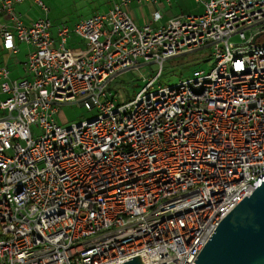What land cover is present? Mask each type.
<instances>
[{"label":"built area","instance_id":"obj_1","mask_svg":"<svg viewBox=\"0 0 264 264\" xmlns=\"http://www.w3.org/2000/svg\"><path fill=\"white\" fill-rule=\"evenodd\" d=\"M23 1L0 0L2 48L30 47L24 77L0 65V264H194L264 179V0H195L200 14L158 27L118 0L55 36L44 0L29 24L14 10ZM207 46L209 71L150 90L164 59ZM139 60L159 69L119 104L108 82ZM73 100L95 115L58 124Z\"/></svg>","mask_w":264,"mask_h":264},{"label":"rangeland","instance_id":"obj_2","mask_svg":"<svg viewBox=\"0 0 264 264\" xmlns=\"http://www.w3.org/2000/svg\"><path fill=\"white\" fill-rule=\"evenodd\" d=\"M26 0L17 7L21 13H26L30 18L36 19L44 16L40 6ZM114 0H44L48 7L47 17L52 22L50 31L55 36L56 26L72 25L78 20L89 17L95 13H102L112 5ZM117 1V0H116ZM20 4V3H19ZM174 12H184L185 14L197 15L202 12V5L195 0H180L178 4L173 3ZM190 12V13H188ZM248 35V32H246ZM230 42H241L237 35L229 38ZM24 43L19 44V50L24 48ZM68 46V45H67ZM22 52V51H21ZM21 52L18 55H9L8 57L0 51V63H6L11 77H20L21 73L16 60L22 59ZM214 56L210 46L183 52L175 56L164 59L161 63V72L158 78H155L150 90L158 87L170 86L180 80L192 77L195 71H209ZM21 69V68H20ZM159 69L155 62H143L139 60V67L131 68L127 71L115 75L107 85V89L113 94L117 103H126L130 101L138 91L144 86L146 80L153 77ZM96 109H87L80 104L78 100L68 101L58 105V110L53 114L55 121L63 126L79 122L94 116ZM2 112L0 111V115ZM31 130L39 132L37 126H31Z\"/></svg>","mask_w":264,"mask_h":264},{"label":"water","instance_id":"obj_3","mask_svg":"<svg viewBox=\"0 0 264 264\" xmlns=\"http://www.w3.org/2000/svg\"><path fill=\"white\" fill-rule=\"evenodd\" d=\"M194 264H264V179L219 221Z\"/></svg>","mask_w":264,"mask_h":264},{"label":"crops","instance_id":"obj_4","mask_svg":"<svg viewBox=\"0 0 264 264\" xmlns=\"http://www.w3.org/2000/svg\"><path fill=\"white\" fill-rule=\"evenodd\" d=\"M25 1H23V2H25ZM117 1L114 0L113 3L114 2H117ZM179 2H180V0H157V3L153 5L148 0H141L140 2H138L136 0H131L124 7V9L127 10V12L129 13V15L131 16V18L133 19V21L137 25L140 26V25H144V24H150L153 27H158L159 25H164L167 22V20L169 18H171V17L177 16V15H180V14H185L182 11H180V12H174L173 11V9H172L173 3L178 4ZM21 5H22L21 3L20 4H17L15 6L14 10H15L16 13L19 14V17L21 18V20L23 21V23L29 24L30 22H32L35 19L30 18L29 16H27L26 13L24 14V13H21L20 11H18L17 10V7L18 6H21ZM154 9H159L160 12H161V18L159 19L158 22H155V21L152 20V12L154 11ZM188 13H190V12H188ZM0 21H5V18L1 14H0ZM68 26H71V25H68ZM66 47L70 51H72L74 53H77V54H81V55L86 54L88 52V50H89V48L85 44V42L82 39H80V38H78L76 36H71V37H69L67 39ZM0 51L2 53H4L7 57L9 55H18L19 54V51L20 52L22 51L21 52L22 59H17L16 62H17L18 67L21 68V69L19 68L20 72L21 73H24L23 70H22V67H23V63L26 60L27 54L30 51V47L28 45L25 44L24 45V48L22 50L21 49L18 50L17 53H9V52H7L6 50H4L2 48V45H1V37H0ZM0 65H6L7 66L6 63H0ZM25 75L26 74H23L20 77H13V78H22Z\"/></svg>","mask_w":264,"mask_h":264}]
</instances>
